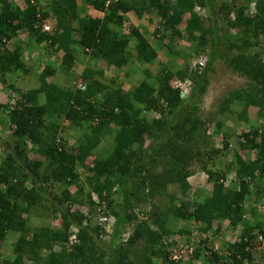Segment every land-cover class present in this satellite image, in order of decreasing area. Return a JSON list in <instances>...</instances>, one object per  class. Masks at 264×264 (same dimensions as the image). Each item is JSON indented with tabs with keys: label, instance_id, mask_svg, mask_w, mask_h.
I'll list each match as a JSON object with an SVG mask.
<instances>
[{
	"label": "trees",
	"instance_id": "obj_1",
	"mask_svg": "<svg viewBox=\"0 0 264 264\" xmlns=\"http://www.w3.org/2000/svg\"><path fill=\"white\" fill-rule=\"evenodd\" d=\"M105 1L85 0L104 13L100 20L80 17L75 0H24L23 8L0 0L3 82L5 75L12 72L29 73L23 52L30 50L31 43L43 44L47 54L62 52L58 70L48 65L40 74H31L37 78L38 87L22 92L13 106L0 102V113L5 111L7 118L3 122L0 115V131L8 124L13 141L11 149L0 154V241L16 235L13 258L2 259L0 264H140L139 260L145 264H153L154 260L177 264L186 259L183 254L175 260L161 243L170 232L166 225L168 216L175 221H192L205 234L214 221L218 222V228L223 221L235 228L245 224L243 202L250 188L258 187L264 193L259 185L264 184V125L252 127L238 137L240 148L253 152V159H244L235 152L225 170H213L207 169V162L223 156L229 140L224 137L221 148L212 146L209 139L205 140V122L197 114L214 71L213 64L221 60L233 73L246 79V86L228 94L220 103L219 112L232 116L230 106L237 104L241 110L236 118L245 122L248 109L255 107L257 118L264 121V42L260 43L264 37V0H251L253 11L219 0H110L106 7ZM196 7L206 12V18L195 11ZM131 11L137 18L156 12L159 25L154 35L159 40L171 42L178 38L194 42L193 57H206L203 69L189 72L185 67L172 72L167 68L157 76L154 89L143 80L126 93L119 86L110 87L112 80L103 82L104 73L99 68L84 67L79 76L71 75L77 52L88 56L92 64L101 61L116 69H122L131 60L142 66L155 61L157 48L139 28L131 26L126 34L119 31L124 13ZM186 15L188 18L183 20ZM49 18L54 20L52 28L44 31L43 23ZM206 21L208 26L204 24ZM19 34H26L25 46L17 42L9 51L7 42ZM207 46L209 51L205 54ZM56 72L78 78L83 89L75 84L73 89H63L47 81L55 79ZM144 73L150 79L147 70ZM174 77L192 80L187 97L169 85ZM39 95H43L44 102H38ZM144 111L156 113L159 118L148 120L142 115ZM59 119L77 128L88 127L76 153L66 150L60 139L57 141ZM222 125L217 121L214 128L220 131ZM109 130L113 146L87 169L92 173L89 180L95 183L92 191L84 193L78 184L75 194L65 192L63 197L56 198L52 214H58L56 219L62 230L30 225L32 209L42 200V182L72 184L78 178L75 164L82 165L93 155ZM27 143H41L38 153L47 160L46 173L40 171L41 162L29 158ZM194 162L201 164L212 185L210 195L200 203L179 200L177 204L174 196H170V206L158 211L155 199L164 194L169 196V186L177 185L182 195L189 189L187 178ZM230 171L234 172V187L224 185ZM92 193L106 202L112 219L110 232L97 226L94 210L100 204L92 201ZM114 194L118 196L116 200L111 198ZM74 204L81 206L75 208ZM84 206L85 211L79 210ZM145 206L152 210L147 211ZM72 226L77 232L70 245ZM128 227L129 233L125 231ZM258 235L262 238L258 245L262 247L260 259L264 264L261 223L254 227L244 225L238 241L226 246L231 256L222 257L208 248L203 250L208 249V257L215 264H254L250 249ZM102 236L107 241H102ZM198 253V249L192 248L187 255L194 254L196 258Z\"/></svg>",
	"mask_w": 264,
	"mask_h": 264
},
{
	"label": "rangeland",
	"instance_id": "obj_2",
	"mask_svg": "<svg viewBox=\"0 0 264 264\" xmlns=\"http://www.w3.org/2000/svg\"><path fill=\"white\" fill-rule=\"evenodd\" d=\"M9 2L13 3L15 6H19L23 8L24 0H8ZM224 4L229 6L236 5L238 7H246L248 11H253L254 2L251 0H219ZM44 6V3L43 5ZM195 11L202 17L206 18V12L202 9ZM152 12V13H151ZM149 14L146 15L145 21L143 23L138 24L140 26L141 32H143L146 38L150 41L152 46L157 48L159 54L154 62L151 64L139 65L134 61H129L125 67L122 69H116L113 67H108L101 61H98L97 64H92L89 61L88 56L83 55L80 52L76 53V60L73 63V67L71 69V75L79 76L84 67H94V70L97 68L101 69L104 73L103 82H109L110 87L119 86L122 89L123 93L132 91L134 88L138 87V85L144 80L149 82L148 85L152 89L157 85V76L159 73L164 69H169L172 72H176L178 69L183 70L185 67L186 69L191 72L192 62L195 59L194 56V42L188 41L186 39H178L175 38L171 42H168L167 39L159 40V38L154 35L156 28L159 25V17L155 11H151ZM150 16V17H149ZM188 15L183 17V20H186ZM49 22L53 23V20L49 18ZM50 23V24H52ZM144 24V25H143ZM205 26H208L207 21L204 23ZM144 26V27H143ZM131 27V26H130ZM183 24L181 25V28ZM208 40L209 36L206 37ZM24 41L26 43V34H19V36L11 41L7 42V49L9 51L13 50L17 42L20 46H25ZM264 42V37L260 41V43ZM170 49L168 48V45ZM42 45H33L30 44V50L23 52V59L26 64V68H28L29 73L23 74L22 72L10 73L5 75L4 82L0 79V102L5 104L8 102L11 106L14 105L16 100H19L20 95L22 92L30 91L38 87L39 83L36 81L37 78L31 74H40L45 66L51 65L56 70L59 69L60 66V57L62 52L57 53L56 55L51 54L50 52L47 54V51L42 48ZM209 51V47L205 48L204 53L206 54ZM214 71L210 74V83L206 90V93L200 100V105L198 108V116L201 118L202 121L205 122L204 129L206 131L205 140L209 139L212 143V146L215 148H221L222 140L224 137L228 138L229 147L224 151L223 156L216 157L214 161H208L206 166L207 169L213 170H222L226 169V166L233 158V154L237 152L241 155L244 159H253L254 153L253 152H246L242 148H240L238 144V137L241 133L247 132L252 127H259L264 125V121H260L257 118V110L255 107H251L247 111V121H238L237 114L240 112L241 108L237 104L231 105L230 108L233 111L232 116H228V113H220L219 112V105L220 103L233 91L242 89L246 86V79L240 77L239 75L233 73L226 65L221 61L217 60L213 64ZM144 70H147V73L150 79L147 80V76L144 73ZM56 78H47V81H52L55 84H58L61 88H74L77 85H81L80 80L78 78H71L64 72H56ZM54 76V77H55ZM178 78V77H177ZM173 78L170 79L172 82ZM74 81V82H73ZM157 81V82H156ZM169 81V85L171 82ZM14 86L10 88V86ZM15 88L16 90L14 91ZM10 97V101L8 98ZM184 97V96H183ZM39 103L44 102L43 95H39ZM2 115L3 122H6V112L3 111L0 113ZM143 116H146L148 120H152L159 118V115L153 112L144 111L142 113ZM6 118V119H5ZM52 121V120H51ZM217 121L222 122V127L220 131H217L214 128V123ZM58 129L57 134L55 135L60 142L64 144V147L68 151H73L76 153L78 144L82 141L83 134L87 132V126L77 128L75 126L70 125L67 121H63L59 119L58 121ZM111 127V126H110ZM113 128V127H111ZM12 129L6 124L5 128L0 131V154H4V151L7 149H11L13 145V141H11ZM112 132L105 131L103 134L102 141L96 146L93 150L94 154L89 155L85 162L80 164H75V171L78 174V178L73 181L72 184H58L54 181H48L43 183L42 192V200L36 206V208L32 209V213L30 215L29 223L30 225L38 228H49L54 231L58 230L59 227V219L58 214H52L54 210V205L57 203V197H63L65 192L70 194H75L76 185L81 184L83 187V192L85 191H92L91 188L95 186L94 181L89 180L92 178V173L89 172L87 169L91 168L94 160L99 159L102 155L109 151L110 148L113 146L112 141ZM10 139V140H9ZM41 144V143H39ZM39 144L31 145V143H27L28 156L30 159L34 161H39L41 164L40 171L46 173L45 164L47 162L43 155L38 153L39 151ZM205 164V161L202 162ZM200 163L194 162L191 167L190 171L192 172L191 175L187 178V182L189 184V189L182 195L179 191L177 185L169 186L167 189L168 195H162L155 199L156 208L159 210H166L170 206V202L172 201L170 196H174L176 199L174 203H178L179 200L187 201V202H194L200 203L206 196H209L211 193L212 185L208 182L207 175L204 171L201 170ZM161 167H158L157 170H160ZM30 183H27L29 186ZM224 185L226 187H234L236 186L234 172L230 171L227 176L226 180H224ZM261 191L264 190V184H260ZM264 192V191H263ZM112 200H116L118 198L117 194L111 195ZM77 208L81 206L80 204H74ZM144 209L147 211L152 210L150 206H145ZM79 210L85 211L86 207H80ZM243 220L245 224H239L235 228H230L228 222L223 221L220 225L221 227L218 228V222L214 221L212 229L208 233H201L198 231L197 227L198 224L192 221H175L172 217L168 216L167 219V228L169 229V234H167L163 241L161 242L165 247L166 252L173 257H179L182 255L185 260L183 262L177 264H215L212 263L210 257H208V249H212L215 253L222 257H226L231 253L226 251V246L228 243L237 242L240 235L242 234V230L244 225L254 227L255 224L261 223L263 224L264 229V193L262 194L259 191V188L252 186L250 188V192L246 195L244 202H243ZM157 211V210H156ZM157 211V212H158ZM104 212L110 213L106 209ZM55 215V216H54ZM108 216V214H107ZM141 216V215H140ZM142 217V216H141ZM173 219V220H172ZM92 224L93 221L90 220ZM97 226H99L98 221ZM130 229L128 227L126 232ZM62 230V227L61 229ZM178 230H187V233H178ZM105 231L110 232L109 226ZM107 232V233H108ZM257 230L253 232L256 234ZM101 233V232H100ZM99 233V234H100ZM129 233V231H128ZM16 239V235H13L8 241H0V260L9 258H13V251L12 246L13 242ZM107 241V240H102ZM260 241L258 239L253 240L254 247L250 249L252 263L262 264L261 256H262V247L258 245ZM181 249L182 251H178L179 253L175 255L173 252L174 250ZM198 249L199 253L198 256L195 258L194 254L187 255V252H190V249ZM203 248H208L203 250ZM57 250V248L55 249ZM174 255V256H173ZM140 264H145L144 261H140ZM153 264H161L160 260H154Z\"/></svg>",
	"mask_w": 264,
	"mask_h": 264
},
{
	"label": "built area",
	"instance_id": "obj_3",
	"mask_svg": "<svg viewBox=\"0 0 264 264\" xmlns=\"http://www.w3.org/2000/svg\"><path fill=\"white\" fill-rule=\"evenodd\" d=\"M113 1H117V0H113ZM109 2H110L109 0L106 1L105 5H108ZM196 10H199V8L196 7ZM42 27H43L44 31H50L52 28L48 23H44ZM205 62H206L205 56H198L193 61L194 69H197L198 71L202 70L204 65H205ZM191 85H192V82L190 80L175 81L174 82V88L179 89L182 95H187L189 93ZM91 199H92V201H94V203L100 204V206L95 211V216H96V220L99 223V226L106 229L108 226V222L110 221L109 215L107 216L108 213L106 214L104 212V210L106 209V202L101 201L96 194H92ZM75 238L76 237L73 235L71 237V242H74ZM259 240L262 241V238L260 236H259ZM178 251H182V250L178 249V250H174L173 252L176 255L178 253ZM190 251H191V249H190Z\"/></svg>",
	"mask_w": 264,
	"mask_h": 264
},
{
	"label": "crops",
	"instance_id": "obj_4",
	"mask_svg": "<svg viewBox=\"0 0 264 264\" xmlns=\"http://www.w3.org/2000/svg\"><path fill=\"white\" fill-rule=\"evenodd\" d=\"M75 1H76L77 12H79L80 17H82V18L90 17L93 19H100V20L103 19L104 13L102 11L95 9L94 7L90 6L89 4H87L85 2V0H75ZM123 17H124V22H123L122 27L120 28L119 31L121 33H124V34H126L128 32V29L130 28V26L137 27L140 29V26H137V25L143 23V21H145V19H146V15H144L141 18H137L136 15L134 14V12H132V11L124 13ZM136 23H138V24H136ZM140 31H141V29H140ZM149 43L151 44V40L149 41ZM158 54H159V52H158ZM98 63H100V62H98Z\"/></svg>",
	"mask_w": 264,
	"mask_h": 264
},
{
	"label": "clouds",
	"instance_id": "obj_5",
	"mask_svg": "<svg viewBox=\"0 0 264 264\" xmlns=\"http://www.w3.org/2000/svg\"><path fill=\"white\" fill-rule=\"evenodd\" d=\"M107 1H108V0H107ZM109 1H110V0H109ZM105 2H106V1H105ZM109 3H110V2H109ZM109 3H108V4H109ZM104 5H105V4H104ZM106 6H107V5H105V7H106ZM203 11H204V10H203ZM52 20H53V19H52ZM53 21H54V20H53ZM44 23H48L51 27H52V24H53L52 22H49V19H47ZM44 23H43V24H44ZM50 23H52V24H50ZM194 58H195V57H194ZM193 61H194V60H193ZM191 70H196V71H198L197 69H194V67H193V62H192ZM184 80H190V81L192 82V80H191L190 78L179 79V78H177V77H174L173 80H172V82L170 81V82H171L170 86H171L172 88H174V82H175V81H184ZM0 85H1V83H0ZM77 87L83 89V85H82V84H81V85H80V84L77 85ZM174 89H176V88H174ZM180 94H181V93H180ZM181 95H182V94H181ZM188 95H189V93H188L187 95H182V96L187 97ZM57 141H59V140H57ZM61 143H62V142H61ZM56 183H57V182H56ZM92 194H94V193H92ZM95 211H96V210H94V213H95ZM111 221H112V219L110 218V221L108 222V226H109V228H110V225H111ZM108 226H107V227H108ZM60 229H61V226L59 225L57 231H60ZM104 229H105V228H104ZM106 229H107V228H106ZM106 229H105V230H106ZM71 230L73 231L72 236L74 235V236L76 237L77 228H75V227L72 226ZM259 236H260V235H258V236L256 237V239L259 240ZM105 238H106V237L102 236V237H101V240H105ZM259 241L261 242V240H259ZM72 243H73V242H71V240H70V241H69V244L72 245ZM66 245L68 246V244H66ZM178 249H179V248H178Z\"/></svg>",
	"mask_w": 264,
	"mask_h": 264
}]
</instances>
